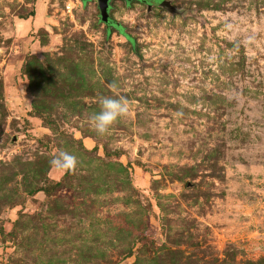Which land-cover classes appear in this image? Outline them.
Segmentation results:
<instances>
[{"label":"rangeland","instance_id":"obj_1","mask_svg":"<svg viewBox=\"0 0 264 264\" xmlns=\"http://www.w3.org/2000/svg\"><path fill=\"white\" fill-rule=\"evenodd\" d=\"M108 13L0 0V264H264V0Z\"/></svg>","mask_w":264,"mask_h":264},{"label":"clouds","instance_id":"obj_2","mask_svg":"<svg viewBox=\"0 0 264 264\" xmlns=\"http://www.w3.org/2000/svg\"><path fill=\"white\" fill-rule=\"evenodd\" d=\"M130 113V104L126 97H104L100 101V110L89 117V124L99 137L107 136L112 126ZM76 155L58 150L50 161L55 172L66 173L74 171L78 166Z\"/></svg>","mask_w":264,"mask_h":264},{"label":"water","instance_id":"obj_3","mask_svg":"<svg viewBox=\"0 0 264 264\" xmlns=\"http://www.w3.org/2000/svg\"><path fill=\"white\" fill-rule=\"evenodd\" d=\"M109 1L110 0H97L98 6H99V10H100L101 18L105 22H108L110 20L109 13H108V10H109Z\"/></svg>","mask_w":264,"mask_h":264},{"label":"trees","instance_id":"obj_4","mask_svg":"<svg viewBox=\"0 0 264 264\" xmlns=\"http://www.w3.org/2000/svg\"><path fill=\"white\" fill-rule=\"evenodd\" d=\"M137 1H143V0H137ZM147 1L150 2V1H153V0H147ZM108 23L113 25V26H115V27H117V28H120L119 27L120 25L118 23L114 22V21L109 20Z\"/></svg>","mask_w":264,"mask_h":264},{"label":"flooded vegetation","instance_id":"obj_5","mask_svg":"<svg viewBox=\"0 0 264 264\" xmlns=\"http://www.w3.org/2000/svg\"><path fill=\"white\" fill-rule=\"evenodd\" d=\"M143 1H145V0H143Z\"/></svg>","mask_w":264,"mask_h":264}]
</instances>
